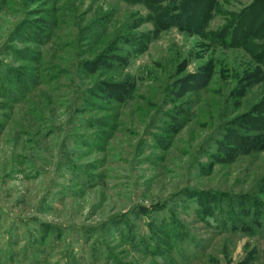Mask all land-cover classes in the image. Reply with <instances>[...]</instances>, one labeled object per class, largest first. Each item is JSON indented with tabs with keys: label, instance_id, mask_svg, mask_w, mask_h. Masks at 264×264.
<instances>
[{
	"label": "rangeland",
	"instance_id": "374dc122",
	"mask_svg": "<svg viewBox=\"0 0 264 264\" xmlns=\"http://www.w3.org/2000/svg\"><path fill=\"white\" fill-rule=\"evenodd\" d=\"M164 2L0 0V264H264V0Z\"/></svg>",
	"mask_w": 264,
	"mask_h": 264
},
{
	"label": "trees",
	"instance_id": "16d2710c",
	"mask_svg": "<svg viewBox=\"0 0 264 264\" xmlns=\"http://www.w3.org/2000/svg\"><path fill=\"white\" fill-rule=\"evenodd\" d=\"M163 1H165L164 5H166L167 2L170 3V1H172V0H163ZM193 8H194V4L189 3L188 13L182 14L180 20L178 21V23L180 25L184 26L186 24V17H188L190 15V13L192 12ZM170 16H171L170 14L167 16L168 22H171ZM195 79H196V83H197L196 89L205 88L208 85L209 81H210V78H209L208 74H200V75H198V77H195Z\"/></svg>",
	"mask_w": 264,
	"mask_h": 264
}]
</instances>
